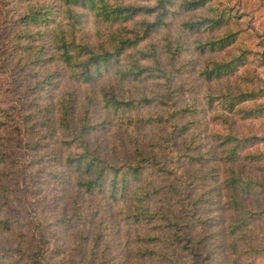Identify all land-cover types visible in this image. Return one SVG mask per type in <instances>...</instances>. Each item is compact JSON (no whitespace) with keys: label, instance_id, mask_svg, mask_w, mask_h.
Returning a JSON list of instances; mask_svg holds the SVG:
<instances>
[{"label":"trees","instance_id":"1","mask_svg":"<svg viewBox=\"0 0 264 264\" xmlns=\"http://www.w3.org/2000/svg\"><path fill=\"white\" fill-rule=\"evenodd\" d=\"M140 1L149 0H0V17H5L0 20V37L3 26L11 21L19 25L14 26L9 37L19 40L13 59L0 54V74L8 76V86L3 90L6 97L0 103V133L7 136L6 150L0 149V191L11 195L13 190L12 201L19 186L26 193L42 197L40 207L48 204L44 212L57 226H42V218L27 226L21 223L20 216L15 215L12 223L8 217L2 225L10 237L0 242V253L4 252L0 258L8 252L21 257L19 264H25V260L29 264H97L100 253L110 245L109 231L105 230L108 223L99 213L104 208L103 199L91 200L103 190L113 203L122 201L124 219L134 224V228L125 230V237L130 256L140 264L156 258L182 264L183 250L194 256L195 263H207L198 238L206 221L198 214L197 201L190 202L187 197V172L178 171L185 161L202 162L204 154L192 155L186 150L188 143L195 142V134L189 140L182 139L183 152L176 154L173 150L181 135L194 127L193 119L184 118L191 114L186 112V105L176 108L173 104L169 86L173 73L165 55H177L180 45L169 40L165 49L156 42L139 47L151 32L165 26L167 6L172 1L155 0L153 5ZM213 1L185 0L182 7L193 11ZM14 9L13 15L17 16L13 18ZM231 9L223 7L214 18L189 19L184 26L197 30L204 24H228L235 17ZM88 18L99 23L98 33L90 34L84 28ZM242 31L229 28L213 40L196 41L202 51H223L220 59L209 60L202 68L208 80L233 76L242 66L251 73V49L232 55L227 50ZM0 42L7 41L3 38ZM227 54L231 56L227 58ZM37 66L41 70L34 72ZM109 72L107 83L98 90L92 88L96 76ZM18 76L32 78L28 91L20 92L14 87ZM62 76L81 83L79 98L73 89L58 95L56 85ZM244 79L245 84L226 82L223 91L215 95L223 100L227 110L224 120L230 127L229 132L217 135L224 143L221 155L227 153L225 160L222 158L221 172L226 168L223 182L232 191L236 212L229 225L232 230L243 226L253 214H264V206H257L253 197L264 194V180L256 178L238 160L240 150L264 141V135H245L231 117L234 111L242 113L244 119L264 118V78L260 84L252 78ZM149 82L161 85L157 93L146 88ZM177 115L183 117L181 121H176ZM110 118H116L119 129L128 134L129 129H147L148 133L131 138L130 152L125 151L123 136L117 138L114 149L107 151L99 145L95 133ZM13 147H27L30 151L29 174L18 173L22 162L17 160ZM247 157L249 164L264 162V150H253ZM40 173L45 186L35 179ZM91 224L97 226L91 229ZM60 228H74L70 238L73 247L68 244L70 240L60 242ZM248 239L245 235L244 246L249 249L252 244ZM7 241L11 242L9 246ZM231 250L236 247L231 245Z\"/></svg>","mask_w":264,"mask_h":264},{"label":"rangeland","instance_id":"2","mask_svg":"<svg viewBox=\"0 0 264 264\" xmlns=\"http://www.w3.org/2000/svg\"><path fill=\"white\" fill-rule=\"evenodd\" d=\"M154 1L155 0L140 2L153 5ZM171 1L172 4H168L167 6L168 11L165 18V26L151 32L146 39L140 42L139 47H144L149 42H156L165 49L164 46L169 40H171L173 44L177 43L180 45L179 48L177 47L179 50H176L177 55H165L168 68L171 69L173 73V78L169 82V86L174 97L173 104H175L176 108L186 105V112L191 114L185 115L184 118L193 119L194 127L192 131L189 130L186 134L181 135L182 137L173 150H176V154L183 152L184 144L182 143V139L186 138L189 140L192 134H195V142L188 143L186 150L192 152V155L195 153L204 154V160L200 163H185L186 158H182V160L185 161L184 166L182 169H178V171L179 173L187 172L186 177L189 179V184L186 189L190 190V192L186 193L187 197H189L190 202L197 201V205L199 206L198 214H202L204 217L201 219L204 218L206 221L204 231L198 237L201 240L200 246L202 252L204 256L207 257V263L205 264H264V214H253L243 226L241 225L238 229L232 230L233 228L229 227L230 224H233L232 220L236 212L233 209L232 198L230 197L232 191L226 188L223 182L226 168L221 172V166L224 165L222 164V158L225 160L227 153L221 155L224 143L217 134L229 132L230 127L228 126V122L224 120L225 117L223 115L226 114L225 112L227 110L223 108V100L215 96L223 91L222 86L224 85L226 87L228 84L226 82L230 80L236 84H245L244 78H252L256 84H260V81L264 78V0H214L213 3L193 11H187L182 7L185 0ZM21 5L23 6L24 3H21ZM223 7L232 8V14L235 15L234 18H230L228 24L222 22L216 25V27L214 24H204L197 30H189L184 26V22L189 19L198 20L202 17L214 18L217 16L218 10L223 9ZM16 10L14 9L11 12L13 18L17 16L13 15ZM4 18L5 17L2 16L0 20ZM137 18L142 19V17ZM148 18L151 19L152 17L148 16ZM15 25L18 24L11 21L9 24L2 27L3 34L0 40L5 38L7 42H0V44L3 45H0V50L2 52H0V54L7 56V59H13L15 47L19 41L17 38L9 39L11 32L14 31L13 28ZM96 25H99V23L96 22V24H94V22L88 18L84 28L90 34H95L99 32V29H96ZM229 28L235 30L239 28L242 30L244 29V31L238 34L237 42L227 50H230L229 52H231L230 54L232 55L240 54L244 48L251 49L253 52L248 54L250 58V63L248 64H250L249 68L252 71L251 73H247L242 69L244 68V66H242L233 76L210 81L201 73V70L207 61L215 58L220 59L223 51H202V49L198 47L196 41L198 39L202 41L213 40L216 37L222 36ZM228 55L229 54L226 55L227 58L231 56ZM40 68L41 67L37 66L34 67L33 70L37 72V70H41ZM255 71L257 72L256 75L253 73ZM110 74L109 72L96 76L92 81V88L95 87L96 90H98L104 83L108 82ZM7 78L8 76L0 74V103H2V98L6 97V94H3V90L8 86L7 81H5ZM11 80L13 82L14 79ZM56 80H58V78H56ZM31 81L32 78L18 76L14 80V87L18 88L17 91L26 92L28 91L27 86ZM64 85H67V88L64 87ZM146 86L147 89L151 88L150 90H154L153 92L157 93L161 85H157L156 82H149ZM56 87L57 91H59L58 95L66 93L67 91L70 92V89H73L75 93H78V98L83 91V86L80 82L69 79L66 76L60 77ZM7 96L12 98L10 94ZM211 96H214V98L212 99ZM231 117H233L236 122V128H242L245 135H250L249 133L251 132L259 136L264 135L263 117L258 119H244L242 113L237 112L236 114L234 111H232ZM182 118L183 117L177 115L176 121H181ZM115 119L110 118L105 127L95 133L97 142L107 151H111L116 145L117 138L123 136L126 138V140L122 138V140L125 141V151L130 152L131 149H133L131 138L135 140L143 133H148V130L136 129L132 131L129 129L131 134H128L124 129H119L120 127ZM6 139V134L1 132L0 149L6 150L4 149L6 148ZM261 149L264 150V141L240 150L239 152H241V154L238 156V160L245 164L247 170L250 173H254L256 178L264 180V162L261 161V163L249 164L250 159L247 157L253 150L259 152ZM14 150L17 153V160L19 159V161L22 162V164L20 162L22 166L18 169V173L22 171V174H29L30 151L27 147L25 149L17 147L14 148ZM157 177L161 178V175H157ZM35 179L37 180V184L45 186L44 183L46 180L42 173L35 176ZM10 191L11 195L0 191V242H5L7 236L10 237L9 231L3 228L2 221H6L8 217H11L10 222L12 223V218L15 215L20 216L21 223H25L27 226L29 224H35V222L39 223L36 220L42 218L45 221L42 226L57 228V226L52 224L49 220V215L44 212L48 204H43L42 206L44 208L40 207V198L42 197L26 193L25 188L19 186L15 192L16 199L12 201L13 190ZM104 192L103 190L99 191L95 198L91 197L93 201L100 197L103 199L102 203L104 208H100L99 213H103L108 223L105 230L109 231L107 237L111 245L108 244L105 247L106 252L100 253L98 256L100 259L97 264H140L141 261H138L136 257L130 256L132 253L128 248L129 245L127 243H129V241L125 237V230L127 228H134V224L132 225L124 219L121 206L122 201L113 203L107 198ZM253 197L257 200V206L262 208L264 206L262 205V203L264 204V194H253ZM4 199H9L8 203H6ZM42 201H44L43 198ZM22 210H26L27 212ZM32 218L34 222H32ZM195 220H199L198 217H196ZM47 221L48 224L46 223ZM96 226L97 224H91L89 228L93 229ZM64 229L65 228L59 229L61 230L60 233H62V236L58 232V229L57 233L58 238L61 240L60 242L65 244L66 241L72 238L71 234L74 232V228L70 230ZM245 235L248 236V240L250 244H252V247L249 249L244 246ZM6 243L7 246L11 244L9 241ZM68 244L71 247L74 246L71 240ZM231 245L235 246L236 250H231ZM181 257L182 264H198L195 263L194 256L185 250H183ZM20 258L21 257L17 258L6 252L5 255L0 258V264H19L18 260ZM156 259L157 260H151L146 264H170L161 258ZM25 264H29V261L25 260Z\"/></svg>","mask_w":264,"mask_h":264}]
</instances>
